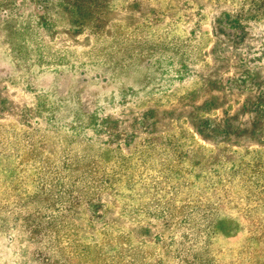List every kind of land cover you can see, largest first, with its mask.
<instances>
[{"label": "rangeland", "instance_id": "1", "mask_svg": "<svg viewBox=\"0 0 264 264\" xmlns=\"http://www.w3.org/2000/svg\"><path fill=\"white\" fill-rule=\"evenodd\" d=\"M0 264H264V0H0Z\"/></svg>", "mask_w": 264, "mask_h": 264}]
</instances>
